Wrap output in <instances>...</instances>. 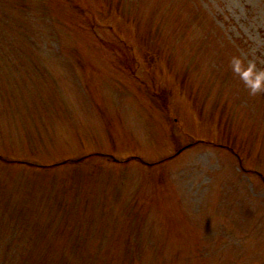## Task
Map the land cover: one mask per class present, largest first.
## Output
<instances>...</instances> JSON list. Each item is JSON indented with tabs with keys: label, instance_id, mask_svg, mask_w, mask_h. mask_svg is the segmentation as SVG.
<instances>
[{
	"label": "rangeland",
	"instance_id": "obj_1",
	"mask_svg": "<svg viewBox=\"0 0 264 264\" xmlns=\"http://www.w3.org/2000/svg\"><path fill=\"white\" fill-rule=\"evenodd\" d=\"M0 264H264V0H0Z\"/></svg>",
	"mask_w": 264,
	"mask_h": 264
},
{
	"label": "clouds",
	"instance_id": "obj_2",
	"mask_svg": "<svg viewBox=\"0 0 264 264\" xmlns=\"http://www.w3.org/2000/svg\"><path fill=\"white\" fill-rule=\"evenodd\" d=\"M258 89V85L253 88V91L255 92Z\"/></svg>",
	"mask_w": 264,
	"mask_h": 264
},
{
	"label": "trees",
	"instance_id": "obj_3",
	"mask_svg": "<svg viewBox=\"0 0 264 264\" xmlns=\"http://www.w3.org/2000/svg\"><path fill=\"white\" fill-rule=\"evenodd\" d=\"M104 6H106V5H104ZM89 21H90V19H89ZM89 21H88V22H89ZM91 23H92V22H91ZM89 25H91L90 22H89ZM108 155H109V154H108Z\"/></svg>",
	"mask_w": 264,
	"mask_h": 264
}]
</instances>
